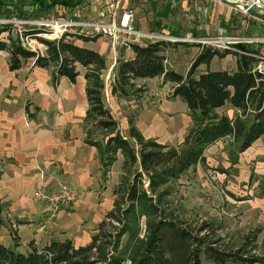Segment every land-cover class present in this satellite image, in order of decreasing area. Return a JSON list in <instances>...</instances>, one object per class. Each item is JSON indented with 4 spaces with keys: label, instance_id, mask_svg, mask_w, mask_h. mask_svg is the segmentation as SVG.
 I'll use <instances>...</instances> for the list:
<instances>
[{
    "label": "crops",
    "instance_id": "0c3cea01",
    "mask_svg": "<svg viewBox=\"0 0 264 264\" xmlns=\"http://www.w3.org/2000/svg\"><path fill=\"white\" fill-rule=\"evenodd\" d=\"M111 1L79 0L75 6L68 7L59 0H0V18L6 17L8 6L16 5L20 13L33 18L70 14L75 7H81L88 19L107 20L106 6ZM118 1L124 10L129 9L127 5L132 0ZM132 2L129 5L134 12L133 23L141 30L206 38L213 37V25L219 24L225 27L222 35L227 37L244 38L250 29L254 37H264V20L240 12L222 0ZM259 7L264 10V2H260ZM235 23L241 26L239 35L234 34ZM1 28L4 27L0 25ZM9 35L8 30L0 31V38L8 42ZM95 37L97 39L87 41L85 37L75 36L71 42L99 52L106 59V67L116 64L114 70L120 60L135 56L131 46H120L115 50L109 39ZM34 46L43 49L39 40L34 41ZM201 46L204 48L205 45ZM109 48H112L113 56L107 55ZM163 49L166 66L169 64L172 70L187 75L179 72L175 64L178 60L185 61L184 51L178 50L177 54L176 44H167ZM202 51L198 50V54ZM227 57L228 54L215 56L210 63H202L195 76L209 70L235 71L238 55L235 54L234 60ZM220 58L225 59V64L220 69L213 68L212 63ZM77 69L79 75L75 81L62 76L55 82L53 66H37L33 57L20 69L11 70L9 52L0 51V242L11 247L17 245L20 251H27L32 241L37 246H44L53 240L70 239L76 246L86 245L114 206L113 190L123 174L125 157L118 151L115 161L106 168L103 152L108 137L97 130L89 138L88 130L92 124L86 120L90 107L87 68L77 63ZM136 83L150 88L154 94L158 91H153V84L162 88L174 84L165 81L163 76L138 79ZM126 98L112 90L106 91L105 104L113 112L121 134L137 148V141L131 136V125L145 139L176 147L188 133L186 131L176 142L177 122L182 121L179 114L189 117L187 123L190 121L193 125L189 107L180 96L172 94L158 105L153 104V98L146 96L139 103ZM150 99L152 102L148 101ZM226 113L233 116L236 110L227 104ZM226 138L233 141L231 137ZM226 138L211 145L205 156L211 147ZM135 169L141 170L138 165ZM62 182L76 188L79 197L71 206L60 209L54 218H50L48 207L39 202L35 192L56 188ZM90 220L97 225L87 231Z\"/></svg>",
    "mask_w": 264,
    "mask_h": 264
},
{
    "label": "trees",
    "instance_id": "16d2710c",
    "mask_svg": "<svg viewBox=\"0 0 264 264\" xmlns=\"http://www.w3.org/2000/svg\"><path fill=\"white\" fill-rule=\"evenodd\" d=\"M59 2L70 7L79 0ZM16 7L10 5L8 9L17 11ZM6 13V17L10 15L8 10ZM2 26L1 32L11 28L10 24ZM37 39L47 45L44 55L23 46L18 34L9 36V42L0 38V51L9 52L11 70L20 69L33 57L37 66H53L55 82L62 76L75 81L79 75L77 63L86 67L90 103L86 120L92 124L88 130L89 138L97 130L107 133L104 165L108 168L121 151L125 157L123 174L113 190L114 206L88 244L76 246L66 239L37 246L32 241L24 252L18 250L17 245L11 247L0 242V264H124L126 261L130 264H203L202 254L213 264H264V248L260 254L255 251L262 231L260 227L249 232L240 247H223L220 245L223 238L217 236L212 223L195 225L171 216L166 207V198L171 191L163 189L205 161L206 150L217 141L231 137L239 152H243L264 136V75L254 71L255 56L237 51L255 52L248 46L250 44L233 45L234 53L238 55L235 71L209 70L197 77L198 65L233 51H222L213 46L204 48L184 76L167 68L161 53L164 46L172 42L132 44L135 56L119 61L112 92L128 96V87L135 86L138 79L163 76L165 81L176 84L173 95L186 101L193 119V125L177 147L145 139L131 125V136L136 139L137 148L121 134L113 112L106 107L102 76L106 69L105 57L63 39ZM84 39L89 41L97 37ZM227 104L236 110L235 115L219 112ZM137 165L141 170L135 169ZM146 181L151 193L144 185ZM143 216L147 217V223L145 235L141 237L139 223Z\"/></svg>",
    "mask_w": 264,
    "mask_h": 264
},
{
    "label": "rangeland",
    "instance_id": "374dc122",
    "mask_svg": "<svg viewBox=\"0 0 264 264\" xmlns=\"http://www.w3.org/2000/svg\"><path fill=\"white\" fill-rule=\"evenodd\" d=\"M132 1L128 2L127 7L129 10L133 9L129 5ZM241 1L244 2L243 0ZM245 1L250 2L252 0ZM260 2L263 3L264 0H259V3ZM133 3L134 2L131 4ZM238 10L246 13L243 9L238 8ZM8 11V14L10 15L4 18L22 19L30 17L25 15L19 16L18 10L14 11L9 8ZM212 29H214L213 32L215 33L213 37L197 38L195 35L190 34V37L196 38L197 41H178L170 43L176 44L175 52H177V54L180 50L184 51L183 59H185V61L182 62L181 60H178V63H175L176 69L179 72L187 74L200 54H198V50L202 51L208 46L219 48L222 51L232 50L233 52H230L227 58L230 60L235 59V47H233V43L229 44V48L220 46L222 44L220 42V40H222L220 37L224 38L222 31L225 27L215 24ZM240 30L241 26L235 23L234 34L239 35L241 33ZM8 31L11 36H15L16 31L12 24ZM253 35L254 32L250 29L246 32V36L244 38H252L254 37ZM178 37H188V35ZM35 41H38V39H35ZM164 42L169 43L170 41ZM183 43H187V45ZM201 45H205L204 48ZM259 45L250 44L248 46L257 51ZM197 47H199V49ZM162 51H164V49ZM107 55L113 56L112 48L107 50ZM225 62L224 58H220L212 63V67L220 69ZM115 65L107 66L102 72V76L105 79V97L106 91L111 92L112 90L115 77ZM204 65L206 66L208 64ZM167 66V68L173 69L169 64ZM197 67L196 71H198L199 65ZM151 87H153V91L157 90L161 92V97L156 101L155 96L153 97L154 93L150 91V88H144L142 84L129 86V95L126 99L131 98L135 102L139 103L141 100L145 99L146 96L151 99L153 98V104L158 105L159 102H162V99L172 97L176 84L169 85L168 87L163 86V88L159 84H153ZM151 99L148 101L152 102ZM176 102L178 101L176 100ZM226 108L227 105L220 108L219 112L226 113ZM179 119L182 121L177 122L176 133L178 134V138L176 142H178L180 140V136H184L191 127L190 121L187 123L189 117L183 116L181 113L179 114ZM170 130L173 129L171 128ZM99 133H103V135L107 136L105 131L99 130ZM144 185L149 190L148 181H146ZM165 188L171 191L170 195L166 198V207L168 213H170V215L174 218L181 221H187L195 225H199L202 222L212 223L213 227L216 228L217 236L223 238L220 245L227 248L240 247L245 241V236L249 232H252L260 227L262 231L258 235V248H256L255 251L259 254L263 252L264 136L256 141L253 146L245 152H239L238 146L231 141V139H224L222 142L215 144L210 148L205 161H202L196 166L190 168L178 179L163 187V189ZM149 193H151L150 190ZM146 223L147 217L143 216L139 223L141 237L145 235ZM96 225L97 222L90 220L86 225L87 231H91L92 228L90 227H95ZM202 262L203 264H213L206 259L204 254H202ZM124 264H130V261H126Z\"/></svg>",
    "mask_w": 264,
    "mask_h": 264
},
{
    "label": "built area",
    "instance_id": "2783aa9c",
    "mask_svg": "<svg viewBox=\"0 0 264 264\" xmlns=\"http://www.w3.org/2000/svg\"><path fill=\"white\" fill-rule=\"evenodd\" d=\"M120 8L118 0L109 2L105 12L107 20L88 19L83 15V9L81 7H75L70 14L58 16L28 17L22 19H7L3 17L0 18V25L12 24L16 34L20 36L23 46L41 55L46 53L47 45L42 42V50L34 46V41L39 36H46L44 38L57 40L63 39L65 42H71L75 36H103L111 41L115 50L120 46L132 47V44L147 45L150 42L156 41H197L196 38H192L190 35L188 37H178L169 35L166 32L138 29L133 23V11L129 9L121 10ZM220 38L222 39L220 40L222 43L220 46L225 48H229V44L231 43L260 44L257 51L252 53L243 50L237 51L255 56L257 61L254 71H258L264 75V37L233 38L224 36V38ZM154 96L155 101L158 100L161 97V92H155ZM35 197L39 202L48 207L50 218H54L60 209L71 206L77 201L79 192L66 182H62L53 189L37 190Z\"/></svg>",
    "mask_w": 264,
    "mask_h": 264
},
{
    "label": "water",
    "instance_id": "95a60500",
    "mask_svg": "<svg viewBox=\"0 0 264 264\" xmlns=\"http://www.w3.org/2000/svg\"><path fill=\"white\" fill-rule=\"evenodd\" d=\"M237 8L243 9L246 13L264 20V10L260 9L258 5L259 0H252L250 2H242L240 0H222Z\"/></svg>",
    "mask_w": 264,
    "mask_h": 264
}]
</instances>
